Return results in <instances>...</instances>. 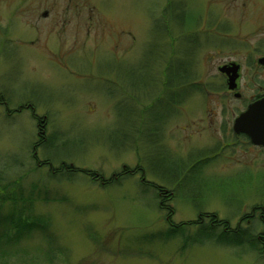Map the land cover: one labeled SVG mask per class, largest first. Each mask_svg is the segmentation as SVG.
Instances as JSON below:
<instances>
[{
    "label": "rangeland",
    "instance_id": "obj_1",
    "mask_svg": "<svg viewBox=\"0 0 264 264\" xmlns=\"http://www.w3.org/2000/svg\"><path fill=\"white\" fill-rule=\"evenodd\" d=\"M262 35L264 0H0V264H264L188 225L264 231L216 81Z\"/></svg>",
    "mask_w": 264,
    "mask_h": 264
},
{
    "label": "flooded vegetation",
    "instance_id": "obj_2",
    "mask_svg": "<svg viewBox=\"0 0 264 264\" xmlns=\"http://www.w3.org/2000/svg\"><path fill=\"white\" fill-rule=\"evenodd\" d=\"M255 48L256 50L254 52L253 49L250 50L251 55L244 59L228 60V62L219 65V76L216 81H220L219 85H222L221 90L223 91L217 95L228 97L229 100L237 102L235 106L225 110L229 117L224 124L220 125L223 132L231 136V139L241 140L252 147L264 148V146L252 143L246 132L237 133L234 131V120L246 111L250 104L264 98V35L261 37V45Z\"/></svg>",
    "mask_w": 264,
    "mask_h": 264
},
{
    "label": "trees",
    "instance_id": "obj_3",
    "mask_svg": "<svg viewBox=\"0 0 264 264\" xmlns=\"http://www.w3.org/2000/svg\"><path fill=\"white\" fill-rule=\"evenodd\" d=\"M175 74V73H174ZM173 74V77L175 76L176 78H179L177 76V72H176V75ZM171 78V80H174V78ZM168 81H170V78L168 77ZM184 168H185V165L184 163L182 164L181 163V167L179 169V174L178 175H181V173L184 172ZM71 172H74V171H71ZM75 173V172H74ZM192 176V175H189V177ZM189 177H186L187 180ZM185 178V179H186ZM187 180L184 181V182H181L180 185L182 186V183H185L184 185L186 187H188L186 190H191L189 187L190 186H187ZM185 188V187H183ZM161 192V193H160ZM192 192V191H191ZM195 193V192H193ZM192 193V194H193ZM173 193L172 192H169L168 190L166 189H162V187L160 188V191H158V196L161 198V197H167L168 198H171L170 196H172ZM198 194H195L193 196H196ZM163 204V203H162ZM260 217L259 219L261 221H263L264 223V209H261V212H260ZM212 215V216H211ZM198 220L196 222H190L188 223V225H193V224H198V226H200V231L199 233L196 232V234L194 235L196 238L195 240H198V241H205L209 239V233L208 232H204L202 230L206 229V228H210L211 230H216V228L218 227H221V226H224V229L222 234L218 235V241L220 242H226V243H231V242H235L236 245H245V244H249L250 241L249 240H252L253 243H257L258 244V241L261 242L262 240H264V231L261 232V233H254L255 232V229L257 227V224L256 223H250V225L247 227V229L245 230L244 228H242L241 226H237L234 230L231 229L230 231L226 232L227 229H229L230 227L228 226V224L226 225V223H224L223 221L219 220V218L214 215V214H210V215H207L205 217V215H203V213L199 214L198 215ZM209 219V225H207L208 221L205 219ZM187 224V223H185ZM184 227V226H183ZM185 228V227H184Z\"/></svg>",
    "mask_w": 264,
    "mask_h": 264
},
{
    "label": "water",
    "instance_id": "obj_4",
    "mask_svg": "<svg viewBox=\"0 0 264 264\" xmlns=\"http://www.w3.org/2000/svg\"><path fill=\"white\" fill-rule=\"evenodd\" d=\"M235 120L234 131L247 132L254 144L264 145V98L252 103Z\"/></svg>",
    "mask_w": 264,
    "mask_h": 264
}]
</instances>
